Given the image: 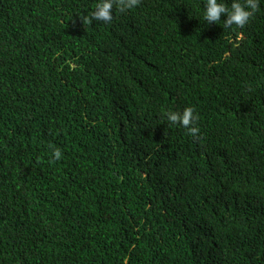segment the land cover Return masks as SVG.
I'll return each instance as SVG.
<instances>
[{"label": "trees", "instance_id": "trees-1", "mask_svg": "<svg viewBox=\"0 0 264 264\" xmlns=\"http://www.w3.org/2000/svg\"><path fill=\"white\" fill-rule=\"evenodd\" d=\"M91 1L0 0V264H264V0Z\"/></svg>", "mask_w": 264, "mask_h": 264}, {"label": "clouds", "instance_id": "clouds-1", "mask_svg": "<svg viewBox=\"0 0 264 264\" xmlns=\"http://www.w3.org/2000/svg\"><path fill=\"white\" fill-rule=\"evenodd\" d=\"M145 1L150 2L151 0H92L91 5L86 11L87 15H84L81 19L84 25H91L94 21L110 23L113 17L117 15L129 12L130 10L138 7ZM165 3L175 5L178 7H186L193 5L198 0H162ZM206 5L204 19L209 24H215L216 26H221L224 21L225 28H231L233 25L239 28H243L254 14L259 11V0H233L231 7L229 8L223 2H218V0H205ZM78 4L73 3V7L79 10V0ZM223 16H226V20H223ZM220 21V22H219ZM156 47V46H155ZM151 48L148 55L157 58H166L169 54L170 58L173 56V52H156L154 48ZM231 53L230 50H224L221 47H212L210 58V66L218 65L222 63L227 55ZM255 56V53L253 51ZM166 118L172 125H180L186 128L193 138L199 137V128L195 126V121L198 119L194 115V109L192 107H187L183 112L168 111L166 113ZM62 156L61 151L57 148L54 149L53 157L55 160H59ZM75 169L71 170L66 178L74 174ZM242 241V240H241Z\"/></svg>", "mask_w": 264, "mask_h": 264}]
</instances>
